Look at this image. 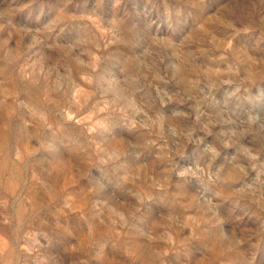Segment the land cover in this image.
<instances>
[{"label":"rangeland","instance_id":"rangeland-1","mask_svg":"<svg viewBox=\"0 0 264 264\" xmlns=\"http://www.w3.org/2000/svg\"><path fill=\"white\" fill-rule=\"evenodd\" d=\"M0 264H264V0H0Z\"/></svg>","mask_w":264,"mask_h":264}]
</instances>
